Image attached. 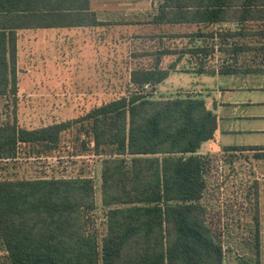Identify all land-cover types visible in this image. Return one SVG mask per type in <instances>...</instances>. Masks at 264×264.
I'll use <instances>...</instances> for the list:
<instances>
[{
  "label": "trees",
  "instance_id": "obj_1",
  "mask_svg": "<svg viewBox=\"0 0 264 264\" xmlns=\"http://www.w3.org/2000/svg\"><path fill=\"white\" fill-rule=\"evenodd\" d=\"M150 22L197 28L160 32L172 43L160 40L146 53L154 62L129 72L126 94L42 126L0 123V161L64 151L101 157L99 202L95 179L83 170L76 175L0 177L2 264L224 263L222 234L207 221L202 203L213 154L199 153L201 144L215 136L217 115L200 94L155 98L152 92L184 56L193 63L182 70L197 74L263 72L255 59L264 53V0H161ZM230 22L234 29L224 27ZM97 24L89 0H0V96H17L19 30ZM217 52L223 55L220 63L204 67L202 60ZM167 56L176 57L163 67ZM244 150L264 159V147H221L226 155ZM253 193L259 264L256 181ZM98 211L103 234L96 223Z\"/></svg>",
  "mask_w": 264,
  "mask_h": 264
},
{
  "label": "rangeland",
  "instance_id": "obj_2",
  "mask_svg": "<svg viewBox=\"0 0 264 264\" xmlns=\"http://www.w3.org/2000/svg\"><path fill=\"white\" fill-rule=\"evenodd\" d=\"M193 29L191 26L183 27L180 31ZM139 32H143V36H134L129 42L125 41L113 57L108 55L105 58L95 57L92 48L86 46L88 49L81 52V59L75 55L73 59H63L52 52L49 32H46L47 34L35 31L22 32L19 41L20 58L17 59V96L16 99L12 96H0V123L15 121L26 128L42 126L77 117L96 104L126 94L131 89L129 72L133 68L152 64L153 57L146 53L154 51L158 46L156 38L145 37L147 34L144 35V29ZM166 43L172 41L168 40ZM178 43H183V40H179ZM31 46L32 50L36 49V51L31 52ZM175 57H164L163 67L171 63ZM222 57L220 52L214 53L212 57L207 56L202 60L204 67H216ZM250 58L251 55L245 57V59ZM255 60L257 65L264 67V53H260ZM191 63L192 60L184 56L176 70L171 71L156 86V90L152 92L153 97L197 94L196 91L204 87L210 89L214 84L220 85L225 79H228L227 83L246 80L244 76L214 77L211 74L185 71L190 69ZM260 74H264V71ZM254 136H246L247 144L264 146V134ZM66 144L71 147L70 141ZM209 148V142L205 141L200 149L205 151ZM66 152L64 151L60 156L46 158L23 157L25 156L23 155L16 159L0 161V177L76 175L83 170L85 174L94 177L97 188L96 198L99 202L101 157L87 152L79 155H68ZM212 154L214 160L206 173V189L202 203L207 207V221L214 231L222 234L225 255L223 264H241V259L255 264L257 258L254 247L253 216L257 209L253 192L254 182L260 181L261 185L257 186L258 213L264 214V160L258 161L250 152L226 155L219 150ZM101 213V211L97 212L99 216L96 223L98 232L103 234L105 225ZM263 223V220L258 222L259 264H264ZM2 253L0 250V255ZM0 264H2L1 260Z\"/></svg>",
  "mask_w": 264,
  "mask_h": 264
},
{
  "label": "crops",
  "instance_id": "obj_3",
  "mask_svg": "<svg viewBox=\"0 0 264 264\" xmlns=\"http://www.w3.org/2000/svg\"><path fill=\"white\" fill-rule=\"evenodd\" d=\"M160 1L161 0H89V8L95 14V18L98 21L97 25L19 30L17 32V59L20 58V34L24 31L42 32L44 34L49 32L51 36L50 44L52 52L63 59H73L74 55L78 57V59H81V52L88 48H92L95 57L105 58L106 55H108V57H113L114 54H117L118 49L125 41L129 42L134 36H143V32H139L142 29L145 30L144 35L147 34L145 36L146 38H156L157 43H159L160 40H165L163 42L168 41V37L160 33L162 31L166 33L171 31L183 32L180 31L181 28H189L190 26L194 29L185 32L196 30L197 26L194 24L190 26L187 24L153 26L150 20L157 13ZM223 25L224 27H230L232 29L236 27V24L231 22ZM170 28L175 30H169ZM215 39L216 38H214V42H216ZM186 40L187 39H184L183 42H186ZM202 42L206 43L208 41L202 40ZM109 45L113 47L110 48L111 46ZM86 46H88V48ZM32 49L33 47L31 46L30 51H36V49ZM211 75L214 77L224 76L227 78L244 76L246 80L238 83L232 81L227 83L226 80L228 79H225L220 85L214 84L210 89L204 87L196 91L197 94H200L205 99L206 104L212 108L217 115V130L215 136L212 140L207 141L210 144V148L205 151L200 149L199 153H215L221 150V147L225 146L264 147L257 146L256 144H247L246 140V136L253 135V137H255L254 135L256 134H264V74L247 73L220 75L215 73ZM235 152H250L253 154L254 150ZM257 160L261 161L264 159ZM256 183L258 187L261 185L260 181H256ZM256 216L258 217V221H264V214L257 213ZM262 225H264V223Z\"/></svg>",
  "mask_w": 264,
  "mask_h": 264
},
{
  "label": "built area",
  "instance_id": "obj_4",
  "mask_svg": "<svg viewBox=\"0 0 264 264\" xmlns=\"http://www.w3.org/2000/svg\"><path fill=\"white\" fill-rule=\"evenodd\" d=\"M147 85H145V87H146Z\"/></svg>",
  "mask_w": 264,
  "mask_h": 264
}]
</instances>
